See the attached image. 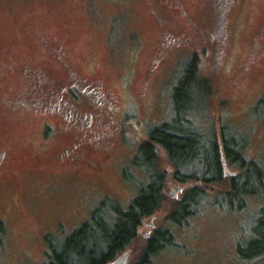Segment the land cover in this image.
<instances>
[{
	"label": "rangeland",
	"instance_id": "374dc122",
	"mask_svg": "<svg viewBox=\"0 0 264 264\" xmlns=\"http://www.w3.org/2000/svg\"><path fill=\"white\" fill-rule=\"evenodd\" d=\"M181 2L194 19L197 14L210 16L212 27L218 26L220 15L207 14L208 1ZM144 3L155 4L153 0L130 4L0 0V68L9 60V53L34 60L41 53L44 30H50L71 65L87 75L102 76L105 84L114 87L120 111L138 108L143 99L149 103L148 114L156 125L167 122L173 113V87L193 50L171 46L151 68L155 54L171 42L161 38V28L175 30L167 23L160 26ZM227 5L228 36L220 65L213 67L209 56L196 60L200 76L211 82V93L206 102L195 99L191 121L207 143L226 127L245 144V159L264 169V49L241 71L254 41L264 40V32L260 33L264 0H230ZM179 22L190 29L183 19ZM15 86L14 78L0 76V144L10 146V160L0 169V264L46 262L52 248L88 221L103 201L116 200L124 207L139 194L141 185L148 183L149 174L158 171L166 173V200L144 221L130 249L111 264L122 259L119 264L136 263L143 237L157 227L169 228L174 244L148 264H264V257L242 260L235 249L236 242H244L256 225L264 206L261 196L248 195L243 206L234 203L231 207L224 196L228 182H212L204 186L207 191L195 214L183 226L171 225L165 217L174 202L183 197L184 190L200 184L174 180L173 166L163 151H158L150 172L134 162L139 143H96L100 138L90 137L89 143L77 146L72 153L75 160L55 163L53 157L66 144L67 136L45 140L38 132L37 120L21 115L15 121L8 111L1 110L4 97ZM142 88L143 96L139 95ZM127 121L133 124L135 118ZM109 134L110 140L118 142L116 133ZM206 159L188 163L180 173L196 172L201 177L205 170L201 160ZM225 167L232 173L240 170L228 163Z\"/></svg>",
	"mask_w": 264,
	"mask_h": 264
},
{
	"label": "flooded vegetation",
	"instance_id": "af4514ba",
	"mask_svg": "<svg viewBox=\"0 0 264 264\" xmlns=\"http://www.w3.org/2000/svg\"><path fill=\"white\" fill-rule=\"evenodd\" d=\"M107 1L130 4L141 0ZM153 1L154 5L144 3L146 9L159 21L160 26L167 23L175 32L161 28V38H169L171 42L163 45L166 50L162 48L155 54L149 65L151 68L159 63L168 49L174 45L175 49L186 47L193 50L191 59L195 62L196 60L199 62L200 57L209 56V62L213 67L220 65L228 36L224 11L230 0H206L209 11L206 13L217 14V17L220 15V22L215 27H212L210 16L197 14L196 19L191 17L181 0ZM204 18L208 20L207 24ZM181 19L188 23L190 29L179 22ZM260 27V33L264 32V22ZM44 32L45 35L41 38V53L36 54L34 60L27 56L9 53V60L0 68L1 77L14 78L17 83V86L10 88L4 97L1 110L8 111L11 119L15 121L21 115L27 119L37 120L40 124L38 132L45 140L53 136H67L68 141L53 157L55 163L59 164L75 160L72 153L77 146L83 144L84 147L86 143H89L90 137L100 138V141L96 143H122L123 146H126L124 143H139V145L155 143L149 137V133L162 124L156 125L151 120V115L148 114L149 103L142 99L138 108L120 111L114 87L105 84L102 76L87 75L81 69L71 65L65 49L53 33L50 30H44ZM253 45L241 71L248 67L255 56L264 49V40L262 43L254 41ZM143 90L144 88L139 95L143 96ZM130 117L135 118L133 124H128L127 119ZM109 133H116L118 142L110 140ZM159 150L164 152L161 147ZM9 160L10 146L0 144V169ZM230 175L232 174L224 176ZM175 226H183V224ZM255 227H252L249 237L245 238L244 242H236V253L242 260H252L247 256L246 253L249 251L246 248L253 239H257L254 235ZM155 229L144 238H149Z\"/></svg>",
	"mask_w": 264,
	"mask_h": 264
},
{
	"label": "trees",
	"instance_id": "16d2710c",
	"mask_svg": "<svg viewBox=\"0 0 264 264\" xmlns=\"http://www.w3.org/2000/svg\"><path fill=\"white\" fill-rule=\"evenodd\" d=\"M210 93L209 78L201 77L197 63L190 59L184 64L180 79L173 87L172 117L150 131L149 137L155 143H141L138 156L134 159L136 165L151 172L161 147L173 166L174 180L179 183L196 181L200 184L184 190L183 197L177 199L168 211L165 220L173 225L185 224L195 214L196 205L206 194L205 187L212 182H228L224 196L231 207L234 203L243 206L248 195H259L264 199V169L255 161L245 159L242 155L245 144L240 143L226 127L214 134L208 143L194 128L191 116L195 109L192 104L196 98L206 102ZM201 158H207L205 162L201 160L205 168L201 177L196 172L180 173L181 167ZM223 160L240 170L229 177L224 176ZM165 180V172L150 173L148 183L141 185L139 194L124 207L116 200L103 201L100 207L91 212L88 221L52 248L47 254V261L42 264L115 262L137 240L144 221L153 217L166 200ZM255 226L254 235L257 239H253L246 248L249 251L246 254L251 259L264 255V206L259 210ZM173 244L174 237L170 230L157 227L149 238L143 237L139 258L134 264H148L152 257Z\"/></svg>",
	"mask_w": 264,
	"mask_h": 264
},
{
	"label": "water",
	"instance_id": "95a60500",
	"mask_svg": "<svg viewBox=\"0 0 264 264\" xmlns=\"http://www.w3.org/2000/svg\"><path fill=\"white\" fill-rule=\"evenodd\" d=\"M223 165H224V171H225L224 173L227 174V171H226V168H225V162L224 161H223ZM120 263H121V261H120Z\"/></svg>",
	"mask_w": 264,
	"mask_h": 264
}]
</instances>
